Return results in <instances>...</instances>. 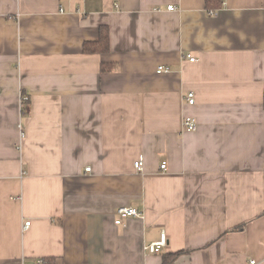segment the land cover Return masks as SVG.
<instances>
[{"label":"crops","instance_id":"obj_1","mask_svg":"<svg viewBox=\"0 0 264 264\" xmlns=\"http://www.w3.org/2000/svg\"><path fill=\"white\" fill-rule=\"evenodd\" d=\"M263 95L264 0H0V264H264Z\"/></svg>","mask_w":264,"mask_h":264},{"label":"built area","instance_id":"obj_2","mask_svg":"<svg viewBox=\"0 0 264 264\" xmlns=\"http://www.w3.org/2000/svg\"><path fill=\"white\" fill-rule=\"evenodd\" d=\"M167 10L171 11L173 10V7L169 6L167 7ZM216 11H209V14L210 15H216ZM189 62H194L195 61V58L192 57V55L190 54H187L186 57H185ZM169 70L167 67H158L157 70H156V73L157 74H160V73H167ZM29 99L28 97L26 96H23L21 101L24 103V102H27ZM183 100L184 102L187 104V105H194L195 104V95L193 92H188L184 97H183ZM182 128L184 131L186 132H193L197 129V123L196 121L191 118V117H183L182 119ZM20 137L23 138L24 137V134L21 133L20 134ZM143 164H144V161H143V158L142 157H139L137 161H135L133 163V167L136 171L138 172H142L143 171ZM160 170L161 171H166L167 169V163L166 162H162L160 164ZM87 172L90 170L89 168L85 169ZM117 215H118V218L117 220L115 221V225H120L122 220L124 219H127L129 217H141V213L139 211H137L136 209L134 208H130V207H124V208H120L117 210ZM30 223L27 222L25 223V225L23 226V229L26 230L28 227H29ZM166 245V236H165V233H161L160 234V237H159V240L154 242V243H151L149 245H146L144 247L145 251H147L148 253L150 254H156L159 252V250L162 248V247H165ZM37 263H40L41 260H37L36 261ZM250 264H254V261H251Z\"/></svg>","mask_w":264,"mask_h":264},{"label":"trees","instance_id":"obj_3","mask_svg":"<svg viewBox=\"0 0 264 264\" xmlns=\"http://www.w3.org/2000/svg\"><path fill=\"white\" fill-rule=\"evenodd\" d=\"M221 0H205V6L207 9H213L220 4ZM109 51V37L108 29L105 26L100 27L98 39L96 41L85 42L83 44V52L85 54H105ZM116 70L114 64H101V72H113ZM264 106V95H263ZM175 255L171 258L165 259L163 264H169L174 259ZM172 259V260H171Z\"/></svg>","mask_w":264,"mask_h":264}]
</instances>
